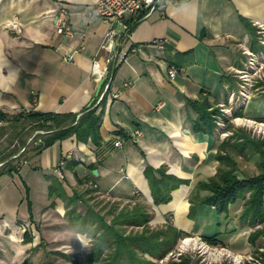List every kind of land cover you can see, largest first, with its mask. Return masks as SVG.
I'll return each mask as SVG.
<instances>
[{
    "label": "crops",
    "instance_id": "1",
    "mask_svg": "<svg viewBox=\"0 0 264 264\" xmlns=\"http://www.w3.org/2000/svg\"><path fill=\"white\" fill-rule=\"evenodd\" d=\"M98 1L0 0V113L6 114L0 120V148L5 153L19 149L0 163V171L7 161L17 163L16 173H0V233L9 230L15 238L22 229L24 241L29 229L32 236L34 230L46 238L51 221L66 215L68 209L75 207L84 214L90 205L86 191L94 189L92 193L130 204L142 197L155 219L164 221L161 227L168 223L200 239L218 234L220 245L235 254L258 252L264 248V238L253 246L249 236L260 225L240 219L245 199L222 214L213 207L199 206L190 219L188 197L198 182L216 174L220 167L216 155L224 154L219 146L232 135L227 130L228 137L222 138L216 128L211 134L195 131L198 115L191 103L207 97L215 107L227 106L230 92L238 88L235 71L246 61L243 50H251L259 25L264 24V0H163L162 9L137 18L119 45L122 50L143 45L142 53L119 63L112 70L109 90L104 92L103 84L96 94L99 79L92 75V64L94 58L104 62L107 57L101 48L108 30L101 19L88 15ZM62 10L78 33L73 38L56 32V17L63 15ZM155 39L166 40L164 51L152 45ZM74 50L79 51L73 59L64 61L63 55ZM170 66L177 72L174 79L168 76ZM254 92L237 112L264 120V89L257 87ZM87 109L101 116L98 146L72 135L37 154L30 143L35 135L19 138L16 133L22 127L11 122L20 113L79 115ZM231 125L252 136L245 127ZM117 139L122 141L119 147L114 146ZM4 152L0 151V160ZM66 154L70 158L61 179L54 168ZM233 155L239 165L236 176L243 179L258 174L257 155L250 160ZM147 166L166 167L167 175L188 184L173 190L170 202L155 205L144 175ZM251 169L255 171L250 173ZM53 176L63 180L68 197L77 194L76 203L49 197ZM206 195L207 191H200L201 197ZM80 205L85 206L82 213ZM67 221L71 222L68 216ZM71 232L76 231L72 228Z\"/></svg>",
    "mask_w": 264,
    "mask_h": 264
},
{
    "label": "trees",
    "instance_id": "2",
    "mask_svg": "<svg viewBox=\"0 0 264 264\" xmlns=\"http://www.w3.org/2000/svg\"><path fill=\"white\" fill-rule=\"evenodd\" d=\"M136 21L137 19L131 22L130 31ZM251 50L256 53L264 51V47L258 41V36H255ZM258 87L264 89V83H261ZM191 106L198 115L194 130L204 134L213 133L216 128V117L220 114L219 108L211 105L207 97L192 102ZM5 116L6 114L0 113V120H5ZM29 120L39 122L35 124L37 126L33 130L37 128L47 129L44 135L33 136L30 142L37 154L56 141L72 135L78 141L85 142L90 139L95 146L99 145L101 116L96 115L95 110L87 109L79 115L55 113L17 114L11 122L21 125L22 131L16 133L19 138L28 133L30 135V132L26 131ZM46 125L48 126L46 127ZM225 130H232V135L219 146V149L224 152V154L218 153L216 155L220 167L213 177L207 181L198 182L190 193L188 197L190 204L188 218H194L196 209L199 206H210L215 208L218 214L225 213L231 204L243 198L245 202L240 219L249 221L252 226L260 225V228H256L249 236L250 243L254 246L260 237L264 238V138L252 137L246 132L234 129L229 123ZM31 133L33 132L31 131ZM24 143L23 140L20 145L23 147ZM18 150V148H15L7 157ZM233 154L239 155L245 160H250L257 155L258 159L255 165L258 174L243 179L236 176L238 163ZM7 157H2L0 163L6 161ZM6 163L0 173L12 174L17 172V163L11 164V161ZM144 175L148 180L151 197L155 205L170 202L171 192L181 184H188V181L167 175L166 167L153 169L147 166ZM91 176L93 177V174ZM62 181L56 176L52 177L53 185L49 188V197L67 199V202L71 204L76 203L77 194L74 193L71 197H68L64 191ZM25 191L29 219L33 223L29 190L26 189ZM92 191L95 190L90 189L86 193ZM200 191H207L208 195L201 197ZM246 194H248L247 198H245ZM50 206H54V202ZM86 208L84 214H80L76 212L75 207H72L66 211V215L72 222L74 230L90 240L91 247L86 258L88 261L97 264H157L173 253L176 245L180 244V239L189 236L168 223L160 228H152L150 225L152 210L144 202L137 201L121 208L114 204L103 213L100 209H95L91 205H87ZM32 239V232L26 229L24 242L30 243ZM201 240L210 246H222L218 240V234L210 238L202 237ZM166 264L199 263L191 259L189 255L180 254L177 260L169 256Z\"/></svg>",
    "mask_w": 264,
    "mask_h": 264
},
{
    "label": "built area",
    "instance_id": "3",
    "mask_svg": "<svg viewBox=\"0 0 264 264\" xmlns=\"http://www.w3.org/2000/svg\"><path fill=\"white\" fill-rule=\"evenodd\" d=\"M163 0H99L96 4L92 6L88 15L91 18L101 19L107 26L108 30L105 34L102 48L107 57L104 62L98 61L96 58L93 59L92 64V75L98 79L104 78V92L108 91L110 88L111 74L112 70L121 62L125 61L126 58L135 53H142L143 45H132L127 50H122L119 48L121 40L128 38L130 34V24L132 21L139 18L142 14L148 16L152 14L157 9H162ZM63 15L61 17H56V32L57 34L73 38L76 34V31L73 30L70 23L67 20L66 11L62 10ZM83 36V34H81ZM258 41L262 47H264V24L259 25L258 29ZM159 51L165 50L166 40L165 39H155L152 41ZM79 50H74L63 55L64 61H71L73 59L74 53ZM243 53L246 56V61L244 66L241 69L236 70L240 85L235 91H231L229 94L228 106L223 110L224 115L229 116L234 124L248 127L252 133L257 135H264V121L256 122L249 118L240 117L236 115L237 111L243 108L246 100H249L251 97L250 88L253 87L252 82L257 79L264 78V54L256 53L248 48H244ZM103 69L102 73L96 72V69ZM177 72L173 66H170L168 69V76L170 79H174ZM262 77V78H261ZM128 85L125 84V86ZM257 88L254 89V91ZM253 91V90H252ZM163 104H159L158 108H161ZM220 127H223V124L219 123ZM136 135L139 136L140 133L136 132ZM222 135L227 137L228 132H223ZM122 145V141L117 139L114 142L115 147ZM22 149L21 151H23ZM70 158V154L64 155L59 164L54 168V172L61 179L64 178L63 169L66 165L67 160ZM93 187H97L96 184L90 182ZM192 239V238H190ZM205 245V242H203ZM210 246V245H208ZM206 247L207 253L211 256L217 254V250ZM222 247L221 255H225L227 263L229 264H262L261 253L264 252V249L260 248L256 253L249 254H235L230 250ZM212 249V251H211ZM180 254H175L178 257Z\"/></svg>",
    "mask_w": 264,
    "mask_h": 264
},
{
    "label": "rangeland",
    "instance_id": "4",
    "mask_svg": "<svg viewBox=\"0 0 264 264\" xmlns=\"http://www.w3.org/2000/svg\"><path fill=\"white\" fill-rule=\"evenodd\" d=\"M236 78H237L238 87H239L240 81L238 79L237 73H236ZM261 83H264V78L257 79L255 82L253 80L252 82L253 87L250 88L251 90L250 99L254 97V94H255L254 89L257 88ZM249 100H246V103ZM228 101H229V98H228ZM229 103L230 102H228V104ZM227 106L218 107L220 114L216 117L217 120L215 121L216 131L219 133V136L222 138H226L222 135V133L227 131L225 130L227 124L228 123L234 124L232 119H230L229 116L224 115L223 113V110H225ZM251 120L256 121V122L264 121V120H255V119H251ZM36 123H39V122L35 120H29L27 123L28 127L26 131L28 130L27 132H30V134H32L31 133L32 131L35 136L44 135L45 130H47L46 128H37L33 130L37 126L35 125ZM219 123L223 124V127H220ZM47 126L48 125H46V127ZM245 129H247V131L251 133L252 137L259 138V139L264 138V135H257V133L256 134L252 133V131L248 129V127H245ZM3 149L0 148V151L4 152ZM12 151L13 150H10V151L8 150L6 153L4 152L5 154L3 155V157H7ZM252 170L253 169L249 170V172L251 173ZM83 189L85 190V187L82 188V192H83ZM87 195H88L87 198L89 199L90 205L95 207V209H98V210L100 209L102 213L107 211L114 204H116L118 208H121L124 205L130 204V202L128 203L124 201H117V200H114L113 198H110V196L98 195L92 192L87 193ZM138 200L139 202H144V200H142V197H139ZM78 209H80L82 213L85 210V206L80 205L78 206ZM152 215L154 219L152 220L154 222L150 224L151 227L160 228L161 225L164 224V221L162 220L159 222L158 219L156 220L155 219L156 214L154 212ZM50 224L52 228L46 231V238L42 237L41 234L35 233L33 230V240L30 243H25L24 241H22L21 239V232H23L22 229L21 231H18L17 233L18 236L16 235L15 238L10 237L11 234L9 230H7L5 234L0 233V264H97L95 262L88 261V259L86 258V255L90 251V247H91L90 240L80 234L81 237H84L85 240L89 241V243L84 244L78 238L80 235L76 234V232H73V233L71 232L73 225H71L72 224L71 222L67 221V215H64L63 213V215H60V219L58 218L54 219L51 221ZM59 231L63 233L61 235L63 236L62 238L58 237V235H60ZM70 232L72 234H70ZM179 242L180 244L178 243L176 245L173 253L169 254V256H172V258H174L175 260H177V257L175 256V254H184V255H189L191 259H193L194 261H198L199 264H229L227 263L225 255L223 256L221 255L222 247L220 246L214 247V246L205 245L203 243L204 241H202L197 236H185L182 239H180ZM35 246H36V249L33 250ZM205 246H208L209 248H212V249L216 248L217 254L215 256L209 255L207 253ZM169 256L165 257V259L159 261L157 264H166V262L169 260ZM261 256H262L261 262L262 264H264V252L261 253Z\"/></svg>",
    "mask_w": 264,
    "mask_h": 264
},
{
    "label": "water",
    "instance_id": "5",
    "mask_svg": "<svg viewBox=\"0 0 264 264\" xmlns=\"http://www.w3.org/2000/svg\"><path fill=\"white\" fill-rule=\"evenodd\" d=\"M104 82H105L104 78L99 79V83H98V86H97V93L96 94H98V92L100 91V88L103 86ZM93 174H97L96 170L93 171Z\"/></svg>",
    "mask_w": 264,
    "mask_h": 264
},
{
    "label": "clouds",
    "instance_id": "6",
    "mask_svg": "<svg viewBox=\"0 0 264 264\" xmlns=\"http://www.w3.org/2000/svg\"><path fill=\"white\" fill-rule=\"evenodd\" d=\"M82 243L87 244L89 241L85 240L84 237H78Z\"/></svg>",
    "mask_w": 264,
    "mask_h": 264
},
{
    "label": "bare ground",
    "instance_id": "7",
    "mask_svg": "<svg viewBox=\"0 0 264 264\" xmlns=\"http://www.w3.org/2000/svg\"><path fill=\"white\" fill-rule=\"evenodd\" d=\"M102 70H103V69H101V68H100V69H96V72H99V73L101 74V73H102ZM184 245H185V244H184ZM183 249H184V248H183Z\"/></svg>",
    "mask_w": 264,
    "mask_h": 264
}]
</instances>
